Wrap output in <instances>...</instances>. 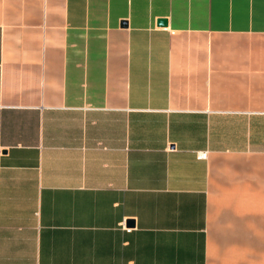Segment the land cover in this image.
I'll list each match as a JSON object with an SVG mask.
<instances>
[{
    "label": "crops",
    "instance_id": "1",
    "mask_svg": "<svg viewBox=\"0 0 264 264\" xmlns=\"http://www.w3.org/2000/svg\"><path fill=\"white\" fill-rule=\"evenodd\" d=\"M0 264H264V0H0Z\"/></svg>",
    "mask_w": 264,
    "mask_h": 264
},
{
    "label": "water",
    "instance_id": "2",
    "mask_svg": "<svg viewBox=\"0 0 264 264\" xmlns=\"http://www.w3.org/2000/svg\"><path fill=\"white\" fill-rule=\"evenodd\" d=\"M166 23V20L164 18H160L158 20V24H165Z\"/></svg>",
    "mask_w": 264,
    "mask_h": 264
},
{
    "label": "built area",
    "instance_id": "3",
    "mask_svg": "<svg viewBox=\"0 0 264 264\" xmlns=\"http://www.w3.org/2000/svg\"><path fill=\"white\" fill-rule=\"evenodd\" d=\"M199 155H200L201 157H205V156H206V152H199Z\"/></svg>",
    "mask_w": 264,
    "mask_h": 264
}]
</instances>
